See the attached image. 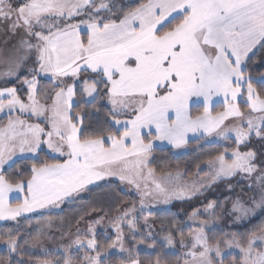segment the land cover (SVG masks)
Instances as JSON below:
<instances>
[{"label":"snow or ice","instance_id":"1","mask_svg":"<svg viewBox=\"0 0 264 264\" xmlns=\"http://www.w3.org/2000/svg\"><path fill=\"white\" fill-rule=\"evenodd\" d=\"M157 151L194 159L174 175ZM177 246L264 264V0H0V264Z\"/></svg>","mask_w":264,"mask_h":264},{"label":"trees","instance_id":"2","mask_svg":"<svg viewBox=\"0 0 264 264\" xmlns=\"http://www.w3.org/2000/svg\"><path fill=\"white\" fill-rule=\"evenodd\" d=\"M217 110H220V106L217 105ZM208 150H212V149H208ZM157 159L154 162L155 165L161 169L163 172H172L175 173L177 171H183L185 169L186 166H190V162L194 159V155L192 153H185L182 155H177V154H173V153H168V152H161V151H157L155 153ZM162 157H166V159H161ZM170 166V167H169ZM195 169L194 167L192 168V172L194 173ZM157 174H161L160 171L157 172ZM189 177H192L191 175ZM125 193H120L122 199L125 196ZM227 195V193H223L221 197H216L215 195H213L212 198H219L221 200H223L224 196ZM126 199V197H125ZM181 207H187V205H181L178 202L174 204V206H168L165 208H168L170 210H162V211H158L154 214L155 219H157V224L155 225V227L160 228L161 225V221H167L168 219H170L176 212L180 211ZM165 208H161V209H165ZM66 213L68 215H71V210L70 209H66L65 210ZM185 217L181 216V219L183 220ZM226 224L227 221H225ZM259 220H254L252 223L250 224H242L239 226H235V227H231L228 226L225 228L226 231H235V232H240L243 233L245 232L247 229L252 228L255 224H258ZM186 230H189L188 228H185ZM152 254V251L150 249H147L145 246L142 249H139V255L141 260H146L149 255ZM0 255H2V249L0 250ZM167 255V259L172 262V264H175V261L181 256V252L180 249L177 248V251H173L171 249H168L166 252Z\"/></svg>","mask_w":264,"mask_h":264},{"label":"rangeland","instance_id":"3","mask_svg":"<svg viewBox=\"0 0 264 264\" xmlns=\"http://www.w3.org/2000/svg\"><path fill=\"white\" fill-rule=\"evenodd\" d=\"M184 154H185V153H184ZM179 155H182V154H179ZM173 174L175 175L176 172L173 173ZM157 175H160V174H157ZM189 178L191 179L192 177H189ZM223 193H225V190H224L223 188H220V189H218V190H213V195H215L216 197H221ZM14 195H15V194H14ZM124 195H125V196L123 197V199H125V197H126L125 200H128V199H133V200H134V199L136 198L134 193H125ZM159 207H160V208H165V207H168V206L160 205ZM229 207H230V205H229ZM156 220H157V219H156ZM183 220H186V218H184ZM227 223H229V222H227ZM156 224H157V223H156ZM239 225H242V224H239ZM239 225H237V226H239ZM229 226H231V225L229 224ZM181 227L184 229V233H185V235H187L188 230L185 229V228H188V227H187V224H186V223H185V224H182ZM156 228L158 229V227H156ZM142 248H144V246H140L139 249H142ZM177 248H179V246H177L176 248L171 249V250H173V251H177ZM179 249H180V248H179ZM0 250H1V249H0ZM180 252H181V255H182L183 250L180 249Z\"/></svg>","mask_w":264,"mask_h":264}]
</instances>
